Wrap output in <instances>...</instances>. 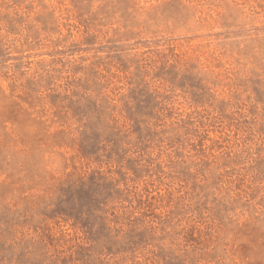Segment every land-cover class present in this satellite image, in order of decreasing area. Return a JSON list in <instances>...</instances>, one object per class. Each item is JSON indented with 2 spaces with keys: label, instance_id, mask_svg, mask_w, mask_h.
<instances>
[{
  "label": "rangeland",
  "instance_id": "obj_1",
  "mask_svg": "<svg viewBox=\"0 0 264 264\" xmlns=\"http://www.w3.org/2000/svg\"><path fill=\"white\" fill-rule=\"evenodd\" d=\"M0 264H264V0H0Z\"/></svg>",
  "mask_w": 264,
  "mask_h": 264
}]
</instances>
